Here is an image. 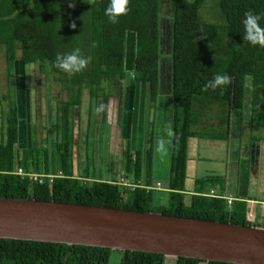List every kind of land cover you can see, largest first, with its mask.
<instances>
[{
    "label": "trees",
    "instance_id": "16d2710c",
    "mask_svg": "<svg viewBox=\"0 0 264 264\" xmlns=\"http://www.w3.org/2000/svg\"><path fill=\"white\" fill-rule=\"evenodd\" d=\"M162 1L128 0L129 11L112 23L105 15L111 0H32L31 4L26 0L31 7L19 12L8 5V0H0V43L6 45L8 74L15 72L20 48L24 65L38 62L40 71L52 74L68 92L63 101L68 120L77 109L79 122L84 90L88 89L90 99L97 103L106 95V82L124 81L129 73L136 83L146 86L149 102L157 105L162 59L169 60L168 92L173 108L169 187L158 189L152 185L153 146L146 155L143 150L133 151L128 173L133 178L131 186L94 177L89 171H76L71 144L74 127L68 125L65 138L53 142L52 148L38 139L24 142L20 107L5 95L7 109H1L0 100V198L97 205L253 225L245 200L233 201L230 206L222 195H210L223 182L221 176L197 179L191 196L186 182L189 139L206 135L195 127L208 107L222 109L218 117L229 124L234 113L241 114L250 103L252 119L264 126V46L244 39L243 23L245 14L252 13L260 17L258 23L264 29V0H219L218 22L201 17L205 0H172L168 17L163 16ZM164 18L169 23L168 44L163 40ZM167 47L169 53L164 51ZM128 48L133 52L132 72L126 64ZM77 49L87 59L82 71L69 75L55 66L57 54L63 56ZM225 74L231 77L229 84L209 86L216 75ZM227 133L222 130L209 135L222 138ZM18 168H23L24 174L17 173ZM29 173L44 175L43 182L32 180ZM114 252L120 254L119 264H237L0 238V264H110Z\"/></svg>",
    "mask_w": 264,
    "mask_h": 264
},
{
    "label": "water",
    "instance_id": "95a60500",
    "mask_svg": "<svg viewBox=\"0 0 264 264\" xmlns=\"http://www.w3.org/2000/svg\"><path fill=\"white\" fill-rule=\"evenodd\" d=\"M0 238L264 264V225L58 201L0 198Z\"/></svg>",
    "mask_w": 264,
    "mask_h": 264
},
{
    "label": "rangeland",
    "instance_id": "374dc122",
    "mask_svg": "<svg viewBox=\"0 0 264 264\" xmlns=\"http://www.w3.org/2000/svg\"><path fill=\"white\" fill-rule=\"evenodd\" d=\"M172 4V0L162 1V13L164 17H168L172 14ZM200 13L204 20L209 22H218L221 19L219 0H205ZM163 28L165 32L163 40L165 44H168L169 23L165 18L163 19ZM3 51L4 50H0V98L3 104L1 109H7L8 104L7 99H4L3 95L9 94L10 99L18 103L20 107L21 125L24 129V142L30 143L31 140L34 142L38 139L40 143H48L50 148H52L51 144L53 142L61 140L62 136L65 138L66 132L64 131L66 127L70 125V128L74 127V136L71 144L73 145L76 153L74 158V167L76 171H80L82 173L89 171L94 177L104 178L107 180L114 178L118 181L120 180L121 175L124 174L123 176H129V180L133 182V178L131 177L132 175L130 176L122 170L124 168L123 163H125L127 157V148L121 139L119 131L123 128L122 103H124L126 90L128 87L130 88L134 85V89L137 88L142 94V83H136L133 79V74L131 73L128 74L127 79L124 81H113L111 82V85L106 82V95L97 103L90 99L89 90H84L83 107L81 112L82 125L79 133V130H77V126L79 124L77 119V109L72 112L73 114L71 113V115L68 116L69 120L67 119L65 113L66 104L63 105V101L66 102L68 92L62 89L61 83L54 80L52 74L41 72L38 62L26 65V72L24 74H14L13 76H10L7 73L6 55ZM164 51L165 53H169L168 47L164 49ZM132 54V50L128 48L126 64L129 72H132V65L130 61ZM19 59L20 58L18 57L15 66L17 65ZM161 64L163 65L161 67V93L160 102L156 108V114L158 115L156 119L159 124L158 127L160 128L161 126L165 132H169V129L170 127L172 128L173 124L171 119L173 114L172 99L170 97V93L168 92V81L170 79L169 60L162 59ZM49 65H47V72H50ZM141 94L140 98L142 97ZM15 97L16 100H14ZM148 101L149 99L146 98V102ZM106 103L109 107L107 113H105ZM213 107L215 108L213 109ZM221 110L222 109L217 106L208 107V110H204L205 113L208 112L205 122L207 126L200 129L201 133L215 134L223 130L221 129V126L219 127V125L214 127L210 125L211 123H208L210 120H216L219 122L217 116H219L218 113L222 112ZM241 114L244 118V123L252 121L250 103L246 104ZM89 115L91 116L88 125L89 127H87ZM254 124L257 125L255 122ZM258 133H260L259 129L255 127L253 134L259 135ZM161 136L162 134H160L161 142H158V148L157 145H155L159 151L157 162L159 173H156H158V177H165L169 174L170 170L169 162L171 151H169L168 144L166 145L167 142L162 141L165 139ZM216 154H221L219 149L216 151ZM219 166L220 164H218V167ZM221 168L223 170L222 166L219 167L220 170ZM119 262L120 254L114 252L112 254L110 264H119Z\"/></svg>",
    "mask_w": 264,
    "mask_h": 264
},
{
    "label": "crops",
    "instance_id": "0c3cea01",
    "mask_svg": "<svg viewBox=\"0 0 264 264\" xmlns=\"http://www.w3.org/2000/svg\"><path fill=\"white\" fill-rule=\"evenodd\" d=\"M29 2L31 4L32 0H29ZM11 4L17 7L16 11L18 12L27 10L31 7L28 4L26 5V0H8V5L11 6ZM0 50H4L3 52H5L6 55V45L4 43H0ZM21 56L22 50L18 48L17 57L21 60L19 59L15 66L14 74L16 75L26 72V65H24ZM142 85V94L137 88L134 89V85L131 86L132 88L128 87L124 95V103H122L123 128L119 133L127 148V157L125 163H123L124 168L122 170L124 173H129L134 150H143L146 155L149 147L153 146L152 185L158 189H167V187H169L172 161L173 124L169 132H165L161 126L160 128L158 127L156 108L160 102V98L157 105H153L149 101L146 102V87L144 84ZM140 94L142 95L141 98ZM4 96L5 95H3V98ZM105 107V113H107L109 110L107 103ZM207 113H203L201 122L195 127L197 131L207 126L205 123L208 115ZM90 116L91 115H89L87 127H89ZM217 118L219 122L210 120L208 123H211L210 125L214 127L218 125L219 127L222 126L223 131L228 130L227 136L215 138L206 134L205 136L196 135L189 139L186 182L188 196H191L193 193L197 179L209 175L221 176L224 179L223 182L214 187L210 193L214 191L216 194L222 195L226 199H233V201L245 200L248 208V219L253 225H264V126L261 127L258 124L257 126L254 124L253 119L251 122L244 123V118L240 113H234L229 124L221 122L218 116ZM81 119L82 117H80L77 127L79 133L82 125ZM255 127L259 129V135L253 134ZM160 134H162L161 137L165 139L162 141L167 142L166 145L168 144L169 151H171L169 162L170 170L169 174L165 177L157 176L159 173L157 168L159 151L157 148L159 145L158 142H161ZM155 145H157V148ZM218 149L221 153L220 155L216 154ZM218 164L223 167V170L222 168L221 170L219 169L220 166L218 167ZM123 175H121L119 181H121L122 178L129 180V176ZM144 179L146 180V176H144ZM109 180L114 181L117 179L111 178Z\"/></svg>",
    "mask_w": 264,
    "mask_h": 264
},
{
    "label": "clouds",
    "instance_id": "9594fccd",
    "mask_svg": "<svg viewBox=\"0 0 264 264\" xmlns=\"http://www.w3.org/2000/svg\"><path fill=\"white\" fill-rule=\"evenodd\" d=\"M128 0H111L110 6L106 9L105 15L109 21L116 23L121 15L126 14L129 9L127 8ZM246 18L243 21L245 25V36L244 39L252 43L253 45L260 44L264 46V29L259 26L260 17L252 13H246ZM75 27V24L72 25ZM87 64V59L81 57L79 50L65 55L57 54L55 66L60 70L72 75L74 73L82 71ZM231 82V77L227 74L216 75L213 81L209 82V86L216 88L219 85H227ZM130 181V180H129ZM131 183V181H130ZM211 195V193H210ZM212 196H219L214 194ZM232 205V204H231ZM230 205V206H231Z\"/></svg>",
    "mask_w": 264,
    "mask_h": 264
},
{
    "label": "built area",
    "instance_id": "2783aa9c",
    "mask_svg": "<svg viewBox=\"0 0 264 264\" xmlns=\"http://www.w3.org/2000/svg\"><path fill=\"white\" fill-rule=\"evenodd\" d=\"M17 173L24 174L23 168H18ZM28 175L30 176V178L32 180H39L40 182H43L44 175H41V174H38V173H29ZM125 181H127V180L124 179V178L121 179V183H123L124 185H127V186H131V183L129 181H127V182H125ZM214 194H215V192L212 191L211 195H214ZM227 202H228L229 205H231L233 203V199L228 198Z\"/></svg>",
    "mask_w": 264,
    "mask_h": 264
}]
</instances>
